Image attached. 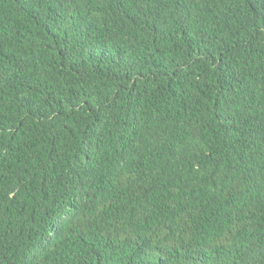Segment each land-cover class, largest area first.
I'll list each match as a JSON object with an SVG mask.
<instances>
[{"label": "trees", "instance_id": "16d2710c", "mask_svg": "<svg viewBox=\"0 0 264 264\" xmlns=\"http://www.w3.org/2000/svg\"><path fill=\"white\" fill-rule=\"evenodd\" d=\"M0 264H264V0H0Z\"/></svg>", "mask_w": 264, "mask_h": 264}]
</instances>
